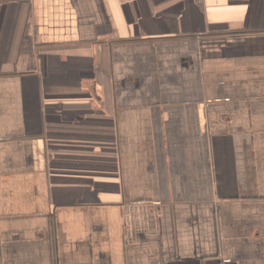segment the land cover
I'll return each mask as SVG.
<instances>
[{
  "label": "crops",
  "instance_id": "obj_1",
  "mask_svg": "<svg viewBox=\"0 0 264 264\" xmlns=\"http://www.w3.org/2000/svg\"><path fill=\"white\" fill-rule=\"evenodd\" d=\"M0 264H264V0H0Z\"/></svg>",
  "mask_w": 264,
  "mask_h": 264
}]
</instances>
